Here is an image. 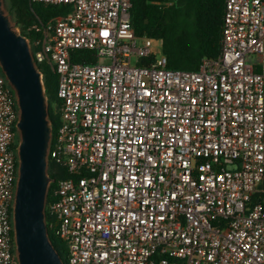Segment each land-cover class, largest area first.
Listing matches in <instances>:
<instances>
[{
  "label": "built area",
  "instance_id": "obj_1",
  "mask_svg": "<svg viewBox=\"0 0 264 264\" xmlns=\"http://www.w3.org/2000/svg\"><path fill=\"white\" fill-rule=\"evenodd\" d=\"M29 1L61 9L30 45L58 77L49 166L69 176L47 213L65 264H264V0H225L198 71L137 35L132 0ZM18 117L0 74V264H19Z\"/></svg>",
  "mask_w": 264,
  "mask_h": 264
},
{
  "label": "water",
  "instance_id": "obj_2",
  "mask_svg": "<svg viewBox=\"0 0 264 264\" xmlns=\"http://www.w3.org/2000/svg\"><path fill=\"white\" fill-rule=\"evenodd\" d=\"M0 0V68L12 87L19 111V175L13 204L15 251L19 264H65L47 225L53 136L44 76L30 39L17 30Z\"/></svg>",
  "mask_w": 264,
  "mask_h": 264
},
{
  "label": "trees",
  "instance_id": "obj_3",
  "mask_svg": "<svg viewBox=\"0 0 264 264\" xmlns=\"http://www.w3.org/2000/svg\"><path fill=\"white\" fill-rule=\"evenodd\" d=\"M224 9L225 0H132L130 13L132 26L139 37L147 36L162 43V52L167 57L168 68L198 71L203 59H215L221 52ZM9 10L16 26L31 42L40 36L39 32L31 29L61 12L59 7L33 4L29 0H10ZM40 68L44 73L55 134L59 125V115L56 111L59 103L57 76L44 66ZM0 74L5 77L1 68ZM18 143L17 137L15 148ZM49 173L54 182L50 185L47 209L57 182L69 176L64 168L53 164L49 166ZM52 221V216L47 213L50 237L63 257L62 253L67 255V248L64 247V242L56 237Z\"/></svg>",
  "mask_w": 264,
  "mask_h": 264
},
{
  "label": "rangeland",
  "instance_id": "obj_4",
  "mask_svg": "<svg viewBox=\"0 0 264 264\" xmlns=\"http://www.w3.org/2000/svg\"><path fill=\"white\" fill-rule=\"evenodd\" d=\"M3 6H4V9H5V11L7 12V14L10 16V18H11L13 24L15 25V21H14V19H13L12 14L10 13V10H9L10 0H3ZM17 30L20 31L19 28H17ZM160 47H161V42H160V41H157L156 44H155V50H156L157 52H160V51H161V50H160ZM103 62H104V61H103ZM133 62H134V61H133ZM57 81H58V77H57ZM57 85H58V84H57ZM58 120H59V118H58ZM64 247L67 248V246H66L65 244H64ZM62 254H63V259H64V261H66V260H67V255H66L65 253H62Z\"/></svg>",
  "mask_w": 264,
  "mask_h": 264
}]
</instances>
